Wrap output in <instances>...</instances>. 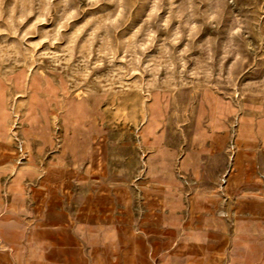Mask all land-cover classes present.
<instances>
[{
    "label": "rangeland",
    "instance_id": "rangeland-1",
    "mask_svg": "<svg viewBox=\"0 0 264 264\" xmlns=\"http://www.w3.org/2000/svg\"><path fill=\"white\" fill-rule=\"evenodd\" d=\"M0 264H264V0H0Z\"/></svg>",
    "mask_w": 264,
    "mask_h": 264
}]
</instances>
